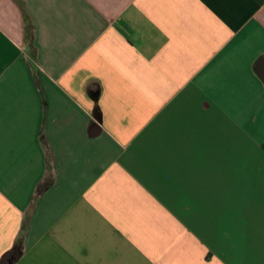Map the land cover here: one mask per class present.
Masks as SVG:
<instances>
[{"label":"crops","instance_id":"1","mask_svg":"<svg viewBox=\"0 0 264 264\" xmlns=\"http://www.w3.org/2000/svg\"><path fill=\"white\" fill-rule=\"evenodd\" d=\"M0 264H264V0H0Z\"/></svg>","mask_w":264,"mask_h":264}]
</instances>
